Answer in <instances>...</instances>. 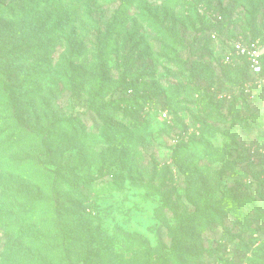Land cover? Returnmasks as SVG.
Listing matches in <instances>:
<instances>
[{
  "label": "rangeland",
  "instance_id": "rangeland-1",
  "mask_svg": "<svg viewBox=\"0 0 264 264\" xmlns=\"http://www.w3.org/2000/svg\"><path fill=\"white\" fill-rule=\"evenodd\" d=\"M12 1L0 0L6 7ZM42 2L34 12H29V4L25 3L20 7L18 18L0 15V83H13L14 89L21 86L16 89L19 108L0 112V258L17 238L19 230V225L10 221L9 214L27 218L31 229L39 230L40 235L58 233L67 226L65 220L54 223L42 205L31 213V203L50 195V189L45 178L26 165L29 160L43 163L46 179L50 170L63 166L62 173L70 181L80 182L85 196L73 193L66 197V212L86 209L95 214L99 218L95 224H100L113 239V248L107 253L89 248L81 241L70 243L73 259L89 254L94 264H116L122 254L127 264H145L150 251H171L178 220L182 217L188 221L189 215L198 208L201 187L209 188L211 184L206 191L212 201L221 196L214 186L216 171L223 164V152L212 155L204 145L197 144V149L184 153L189 158V170L184 172L171 158L176 142L190 140L193 134L202 136L196 120L199 115L209 126L218 129L204 136L214 147L234 144L235 157L237 152L258 154V148L252 143L264 140V96L250 109L262 120L250 132L234 124V117L241 118L248 113L241 102L238 103L240 111L227 116L226 123L211 120L207 112H200L201 100L213 96L216 103L222 104V112H228L227 103L221 102V93L227 94L230 80L238 77L235 71L238 67L231 55L230 41L226 44L220 39L208 40L207 32L199 35L201 23L185 11L181 0ZM221 2L232 8L225 34L242 33L254 24L253 17L257 20L256 27L264 29V0ZM105 37H109L106 58L98 59L97 47ZM9 52H25L31 59L15 58L9 68ZM36 65V72L46 73L41 81L29 85L24 82L26 70ZM8 68L15 82L6 81L4 73ZM125 79L127 83L137 82V89L128 94L133 93L136 99L144 101L150 93H155L157 106H164L166 109L162 111H167L168 116L162 117L161 111L143 115L145 129L132 131L131 139L128 134L124 135L129 138L127 143L108 144L103 139L80 138L60 154L47 157L42 153L32 137L36 127H43L59 116L74 115L79 116L87 130L97 133L102 121L96 109L118 96L117 88L124 87ZM195 85L206 91L196 92ZM98 88L102 92L97 97ZM218 90L222 92L217 93ZM109 112L115 113L113 121H116L117 112L112 108ZM119 123L129 126L126 120ZM233 126L235 129L229 131ZM256 159L258 164L253 170L258 172V181L246 177L238 185L234 179L225 177L222 189L233 186L240 197L264 200V156ZM83 180H93V183L87 185ZM161 192L170 194L172 209L163 205ZM216 208L215 202L210 203L204 212L215 214ZM260 212L261 215L253 210L246 218L229 215L222 223L213 222L214 230L196 233L198 242L185 245V248L194 245L200 252L198 259L190 264H219L215 261L216 255L229 258L230 264H264V255L256 258L253 252L240 261L242 251L236 248L237 244L232 241L226 246L221 242L222 231L232 230L253 237L254 247L262 243L264 207ZM51 220L53 227H50ZM84 222L85 217H81L78 224L69 225L75 235L85 228ZM245 225L259 227L260 231L247 232ZM117 228L142 241L144 246L140 251L145 257L135 255L136 246L116 238ZM229 239L227 236L226 240ZM148 249L149 253L144 251Z\"/></svg>",
  "mask_w": 264,
  "mask_h": 264
},
{
  "label": "trees",
  "instance_id": "trees-1",
  "mask_svg": "<svg viewBox=\"0 0 264 264\" xmlns=\"http://www.w3.org/2000/svg\"><path fill=\"white\" fill-rule=\"evenodd\" d=\"M42 1L43 0H13L8 7L2 5L0 2V15L3 17L18 18L21 16L19 13L20 7L22 8L25 3L29 4V12H34L43 4ZM181 1L185 11H187L191 17L195 18L197 22L201 23V27L198 30L199 35H203L207 32L209 37L208 40L220 39L222 42L229 44V41L232 39L242 36L246 41L260 39L264 43V29L256 27V17H253L254 24H251V26L247 27L242 33L229 34L226 32L225 34V27L229 21L228 15L232 12L230 5H225L221 0ZM236 1L238 0H235V2ZM201 8H204L203 13L200 11ZM14 13L15 16H12L11 14ZM209 13L211 16H209ZM219 15L222 16L221 20L217 19ZM213 34H216V38H213ZM178 40L183 41V38L178 37ZM108 42L109 37H105L98 45V59L106 58V46ZM229 48L231 50V45ZM8 58L10 61L8 60L7 63L10 68L14 64L13 60H15V58L27 60L29 58L31 59V56L25 52H17L16 54L9 52ZM233 58L236 62L235 66L238 67L235 69L238 77L234 81L230 80V87L227 86L228 89L225 90L227 94L223 95L221 93L220 98L222 99V103H227L228 112H222V104L216 103L214 96L202 99L201 101L203 104L200 108L201 111H199L207 112V117L211 120L214 119L219 123H226L229 121L227 116L231 117L233 114L236 115L238 111H240L238 103L241 102L244 106V111H246V113L248 111V113L242 114L241 118L234 117V124L238 123V126H242L247 132H250L252 128L259 126L262 121L260 116L250 109L263 98L264 87L260 90H253L251 94H247L243 90V86L246 81L252 78L248 61L243 56L233 55ZM262 64V76H264V55L262 57ZM9 68L5 71L4 76L6 77V81L12 83L15 81ZM36 69H38L37 65L32 70L29 68L26 70L24 82H28L30 85V83L34 84L36 81H41L46 72H36ZM20 72V69L16 71V80ZM135 83L137 82L127 83L125 79L122 85L124 87L117 88V91H119L118 96L114 99L111 98L105 105L103 104L96 109L98 117L102 121L97 133H94L93 130H87L79 116H59L43 127H36L32 135L34 141L39 144L42 153L47 157L66 151L80 138L84 140L92 139L93 141L103 139V141L108 144L117 142L127 143L129 138L131 139L132 137V131L136 130V132H139L145 129L143 115L146 116L148 113L150 114L151 111L157 113L160 111L162 112V110L166 109L164 106H157L155 93H150L144 101L136 99L133 93L128 94V91L132 90V92H134L137 89V84L135 85ZM12 84H6L5 82L0 83V112L19 108L16 98V89H19L21 86H17L14 89ZM195 90L200 94H202V91H206L203 87L201 88L196 85ZM101 92L102 90L98 88L95 95L98 97L101 95ZM219 92L222 91L218 90L217 93ZM109 108L117 112L118 116L116 121H113L115 113L110 114ZM131 115L136 117L131 119ZM111 117L112 120H110ZM119 117H121V119H118ZM120 120H126L129 126L126 127L124 124H120ZM196 120L200 123L202 136L198 138L193 134L190 140L176 142L177 144L173 148L171 158L180 170L188 172L189 158L187 155H184L187 150L192 148L197 149V144H202L209 154L215 155L219 151H222L224 156L223 164L216 171L215 175L217 176V180L214 186L216 190L221 193V196L216 201L210 200L207 195L208 191H206L210 188V183L209 188H200V193L198 192L200 205L196 208L194 213L189 215L188 221L185 222L182 217L178 220L179 226L176 227L174 231L173 248L168 252H151L150 249H148L144 251H148V253L150 251V254L148 257H145L143 252L140 251L144 246L142 241L131 233L117 228L115 234L116 238L136 246L138 249L136 248L135 255L145 257V264H190V262L198 259L200 252L196 251L194 245L188 248H185V245L198 242L196 233H204L210 229L214 230L215 228L212 227L213 222L222 223L229 215H238L246 218L249 217L250 212L253 210L261 215L260 211L262 207H264V200H258L257 198L248 200L246 197H240L238 195V190L233 186L227 188V190H229L228 192L222 189V181L226 179L225 177L234 179L238 185H241L242 179L246 177H253L256 179L254 181H258V172L253 170V168L258 164V159L256 158L258 156H264V140H257L256 143H252V145L259 150L258 154H255L257 155L256 157L252 153L244 155L243 152H237L238 154L235 157L233 149L236 146L234 144L231 147H229L227 143L223 148L214 147L209 141L204 139V136L205 133L210 132L211 135L213 130L218 131V129L209 126L206 120L201 119L199 115L196 117ZM234 126L229 131L235 129ZM127 134L129 136L128 139L124 137V135ZM239 154L242 156H239ZM26 165L35 169V173L39 176L44 177L50 189V195L42 197L41 201H33L31 203V213H33L32 211H34L36 206L42 205L51 219H54V223L65 220L67 226L58 233L51 231L50 233L45 232L40 235L39 230L31 229L30 224L27 222V218L20 214H9L10 221L15 225H19V230L17 238L8 245L5 253L1 256L0 264H79L80 262L82 264H94L92 256L89 254L84 258L73 259L68 245L76 241H81L87 247L89 246V248L101 249L102 253H107L113 248V239L110 234H108L100 224H95V221L99 219L95 214L87 212L86 209L76 213L66 212V197L73 193H76L79 197H85L81 190L80 182L75 179L71 181L67 179L65 174L62 173L63 166L50 170L52 175L50 174L48 179H46L47 174L43 169V163L40 162V164H36L27 160ZM83 182L87 185H91L93 180H83ZM114 187L118 186L115 185ZM160 194L163 205L167 208L171 207L172 209L173 206H171L170 194L166 192H161ZM214 202L217 205V210L214 211L215 214L204 212V210L208 208V205ZM250 205L251 207H249ZM163 216L166 217V215ZM81 217H85V228H83V230L80 229L78 234L75 235L74 230H72L69 225L71 223L78 224ZM50 227H53L52 220L50 221ZM249 230L252 231L251 233H256L260 231V228H253L245 225V231L248 232ZM227 236L229 238L231 237L229 241L226 240ZM232 241L237 244L236 248L242 251L240 261L245 259L250 252H253L256 258L264 255V241L254 247L253 245H255L256 242L253 237H247L246 235L242 236L240 233L232 230H223L221 233V242L228 246ZM226 246L225 249L227 248ZM70 247H72V245ZM215 261L219 264H230L229 258H225L224 255H216ZM116 264H127V258L120 254Z\"/></svg>",
  "mask_w": 264,
  "mask_h": 264
},
{
  "label": "built area",
  "instance_id": "built-area-1",
  "mask_svg": "<svg viewBox=\"0 0 264 264\" xmlns=\"http://www.w3.org/2000/svg\"><path fill=\"white\" fill-rule=\"evenodd\" d=\"M200 11L203 13L204 8ZM209 16L211 14L209 13ZM218 20L222 19V16H217ZM213 38H216V34H213ZM231 55L243 56L247 59L249 64V70L252 74V78L245 82L243 90L247 94H251L253 90H260L264 87V76L262 57L264 55V43L260 39L253 41H246L242 36L234 38L230 41ZM162 117H167V111L161 112Z\"/></svg>",
  "mask_w": 264,
  "mask_h": 264
}]
</instances>
